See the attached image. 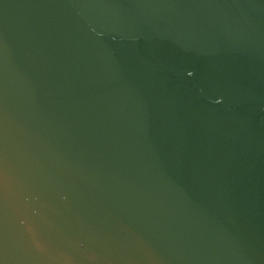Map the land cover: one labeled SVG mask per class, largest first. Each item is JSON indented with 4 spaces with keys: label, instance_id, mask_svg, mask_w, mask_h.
Wrapping results in <instances>:
<instances>
[{
    "label": "water",
    "instance_id": "water-1",
    "mask_svg": "<svg viewBox=\"0 0 264 264\" xmlns=\"http://www.w3.org/2000/svg\"><path fill=\"white\" fill-rule=\"evenodd\" d=\"M0 264H264V0H0Z\"/></svg>",
    "mask_w": 264,
    "mask_h": 264
}]
</instances>
